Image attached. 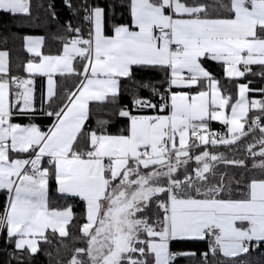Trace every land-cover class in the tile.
Segmentation results:
<instances>
[{
    "label": "snow or ice",
    "instance_id": "1",
    "mask_svg": "<svg viewBox=\"0 0 264 264\" xmlns=\"http://www.w3.org/2000/svg\"><path fill=\"white\" fill-rule=\"evenodd\" d=\"M65 5L83 13L87 35L69 22L71 35L56 54L42 52L43 38L26 36L34 57L24 65L28 78L11 75L9 53L0 51V236L6 233L17 252L35 256L41 242L52 243L49 232L65 246L75 223L80 235L73 243L84 246L74 247L66 264H172L177 255H196L170 250V241L186 239L208 240L209 251L226 258L258 249L264 243V99L248 94L264 95V88L238 83L233 102L204 64H221L229 80L258 65L264 78V0H120L128 19L112 22L110 34L104 7L89 0ZM109 7L114 15L115 3ZM0 12L28 16L31 0H0ZM134 66L163 72V90L141 82L151 95L135 94L117 107L124 121L118 132L108 121L88 128L89 102L110 98L116 105L122 80L136 83ZM36 74L47 78L39 110ZM57 75L78 82L58 97ZM250 110L262 115L249 123ZM37 115L51 120L46 130L33 122ZM214 121L226 133L213 131ZM249 133L253 142L245 151L260 175L218 174L216 163L246 169V162L208 146L230 147ZM204 257L210 264L207 252ZM11 259L24 264L21 256Z\"/></svg>",
    "mask_w": 264,
    "mask_h": 264
},
{
    "label": "trees",
    "instance_id": "2",
    "mask_svg": "<svg viewBox=\"0 0 264 264\" xmlns=\"http://www.w3.org/2000/svg\"><path fill=\"white\" fill-rule=\"evenodd\" d=\"M73 7H79L82 0H71ZM89 3L102 6L106 9L108 15L111 17L108 25L109 34L112 22L124 23L128 19L126 8L120 6V0H89ZM115 3V10L109 7L110 4ZM51 5L52 7H49ZM55 12V17L52 15ZM83 13L74 15L72 10L65 5V0H31V14L25 15H12L6 12H0V51H7L9 53V72L11 75L22 77L24 75V64L33 56L28 54L24 47V37L27 35H39L43 37L42 52L44 54H56L58 50L62 49L61 39L71 35L66 32V25L71 22L73 27L82 26L87 35L86 25L82 20ZM79 66V65H77ZM204 66L217 78L220 82V88L223 94L231 93L233 102L237 98L238 83L249 84L252 89L264 88V78H261L257 73H260L262 68L258 65L251 67V72L247 73L245 77L233 78L229 80L225 77L223 67L221 64L214 61H206ZM243 66H241L242 68ZM134 83L132 80L123 79L121 93L118 103L114 105L111 103L110 98L108 102H89L90 118L86 122L88 128L97 126L98 121H108V129L116 133L123 126L124 121L117 114V107L131 103L132 96L138 94L142 97L151 95L150 89H145L140 86L141 82H150L156 87L161 88L164 74L158 68H136L134 66ZM57 93L58 97L62 96L64 92L72 88L78 81L75 76H56ZM58 97L54 98L52 106L55 107L58 103ZM249 99H264V95L259 92H250ZM47 107V105H45ZM257 115H262L258 110H250L249 123L251 118ZM15 121L26 123L28 118L15 117ZM38 123L43 129L46 130L51 120L47 117L37 115L34 121ZM262 123H264V115H262ZM211 129L217 133L225 132V126L216 121L211 122ZM247 131V125L245 126ZM259 131L255 132V137H259ZM253 142V134L249 133L247 137H242L236 144L226 147L217 146L213 148L208 146L209 150L215 154L223 153L227 159H240L245 160L247 168L236 167L224 163H216L215 170L217 173H225L227 176H233L234 179H242L243 177L251 178L253 175L259 176L260 170L254 169L253 159L249 157L245 151L247 145ZM257 151L259 148L257 147ZM259 158H257V161ZM193 163L187 166L189 169L193 168ZM184 169L182 168V173ZM183 179V175H182ZM51 183V190L55 196V183ZM235 187V185H234ZM4 202V196L0 194V205ZM74 211L79 216L81 207L74 204ZM155 211V205L152 207ZM70 236L64 238L61 245V238L52 236L49 232V237L52 243H40V251L35 256L30 255L27 251L23 253L17 252L13 243H8L6 234L0 236V264H9V260L13 255L21 256L24 264H58V261L67 262L71 258L74 247L83 246L79 242L73 243V237L80 235L78 225L73 223L69 226ZM170 250L174 253L190 252L195 253L194 256L177 255L172 264H205L204 253H208V261L210 264H264V243H261L259 248L252 249L247 254H240L235 258L223 257L222 253L217 252L215 255L209 251V243L207 240H174L169 242ZM49 253L51 255L49 256ZM11 264H17L15 259H11Z\"/></svg>",
    "mask_w": 264,
    "mask_h": 264
},
{
    "label": "crops",
    "instance_id": "3",
    "mask_svg": "<svg viewBox=\"0 0 264 264\" xmlns=\"http://www.w3.org/2000/svg\"><path fill=\"white\" fill-rule=\"evenodd\" d=\"M27 36H30V37H33V38H43L42 36H39V35H27ZM42 46H43V44H42ZM42 46H41V50H42ZM24 47H25V42H24ZM28 54H30V53H28ZM30 55L32 56V54H30ZM26 63H27V61L25 62V64ZM75 63L77 65H79V62L78 61L75 62ZM223 72H224V70H223ZM28 76H29V74H27V73L24 72V75L22 76V78H28ZM33 80H34V84H33V87H34V103L36 105L37 110H39L40 109V106H41V101H42V94L46 91L47 78L44 77V76H40V75L36 74V75H34ZM55 80H56V77H55ZM237 97H238V90H237ZM226 112H227V114H230V109H227ZM14 122H18V121H15L14 120ZM216 122L221 123L219 121H216ZM26 123H28V122H26ZM226 131L227 130L225 129V133H226ZM13 245H14V242H13Z\"/></svg>",
    "mask_w": 264,
    "mask_h": 264
},
{
    "label": "rangeland",
    "instance_id": "4",
    "mask_svg": "<svg viewBox=\"0 0 264 264\" xmlns=\"http://www.w3.org/2000/svg\"><path fill=\"white\" fill-rule=\"evenodd\" d=\"M252 99H255V98H252ZM251 100V99H250ZM192 163H193V168L196 166V164H195V161L193 160V161H191ZM180 172L182 173V168L180 169ZM180 178L182 179V175L180 176ZM84 246V245H83ZM80 247H82V246H80ZM63 262V261H62ZM64 264H66V262L64 263Z\"/></svg>",
    "mask_w": 264,
    "mask_h": 264
},
{
    "label": "built area",
    "instance_id": "5",
    "mask_svg": "<svg viewBox=\"0 0 264 264\" xmlns=\"http://www.w3.org/2000/svg\"><path fill=\"white\" fill-rule=\"evenodd\" d=\"M225 132L223 131V132H221L220 134H224ZM208 241V240H207ZM208 243H209V241H208Z\"/></svg>",
    "mask_w": 264,
    "mask_h": 264
}]
</instances>
